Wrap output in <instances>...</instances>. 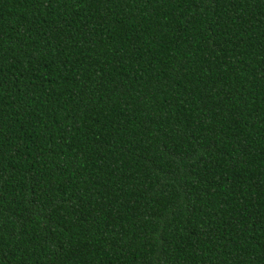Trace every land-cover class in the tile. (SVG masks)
<instances>
[{"label":"trees","instance_id":"obj_1","mask_svg":"<svg viewBox=\"0 0 264 264\" xmlns=\"http://www.w3.org/2000/svg\"><path fill=\"white\" fill-rule=\"evenodd\" d=\"M0 264H264V0H0Z\"/></svg>","mask_w":264,"mask_h":264}]
</instances>
